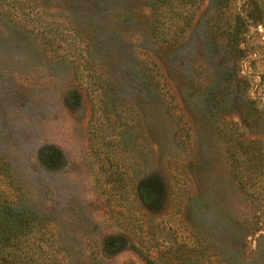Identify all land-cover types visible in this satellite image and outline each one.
<instances>
[{
  "label": "rangeland",
  "instance_id": "374dc122",
  "mask_svg": "<svg viewBox=\"0 0 264 264\" xmlns=\"http://www.w3.org/2000/svg\"><path fill=\"white\" fill-rule=\"evenodd\" d=\"M200 1L182 31L158 0H0V195L36 219L0 264L172 262L179 241L165 245L166 233L187 234L183 209L202 192L194 209L208 228L218 191L255 231L241 257L264 264L260 203L229 184L212 115L216 90L228 122L246 113L247 95L264 106V28L250 29L241 67L206 27L216 6L246 0ZM95 82L105 86L101 108L89 98ZM256 133L264 141V124ZM104 138L120 145L125 174L107 176Z\"/></svg>",
  "mask_w": 264,
  "mask_h": 264
},
{
  "label": "trees",
  "instance_id": "16d2710c",
  "mask_svg": "<svg viewBox=\"0 0 264 264\" xmlns=\"http://www.w3.org/2000/svg\"><path fill=\"white\" fill-rule=\"evenodd\" d=\"M165 3H169L170 8L177 12L175 24L184 31L193 22L194 12L200 7L201 1L158 0V4ZM223 3L221 6H216L217 10L213 12L214 15L210 18L211 25L206 27L208 31L206 38L214 45L224 42L227 54L233 56L234 60L239 61L242 67L246 55L251 51L244 48L248 42L246 39L249 36L250 29L257 24L262 25L264 28V0H246L239 7H232L230 4ZM155 19V28L159 30V19L157 16ZM162 41L164 45L170 43L173 45L176 42L171 38ZM241 45L244 46L241 47ZM215 73L219 83L226 80L225 72H221L220 67L218 73ZM260 77L261 81L264 82V75ZM238 80L242 86L244 85V88L241 87L244 93L247 94L250 88V81L247 76L242 75ZM92 87L94 88L91 91L93 94L89 98L92 102L96 101L97 106H99L104 101L105 90H103V87L105 86L95 82ZM213 94L215 112L212 115L215 117V130L225 145L229 184L247 200L260 203L264 225V141L258 138L257 135L255 136L257 134L256 130L264 124V106L260 100H255L247 95L242 101L246 113L240 117L238 122H228L217 114L220 104L219 91L216 90ZM97 106L94 104L96 110L99 108ZM95 127L97 129V126ZM247 133L253 135L254 138H247ZM104 139L107 141L108 138ZM112 143H114L112 146L114 149H109ZM101 145L106 147L102 152V160H114L111 169L108 168L110 170H108L107 176H111L113 173L125 174L116 159L121 154L120 145L117 142L109 143L107 141L105 144L98 142V146ZM201 194L191 200L190 204L187 203L183 209V216L187 220V224L191 223L188 226L189 230L183 229L184 234L185 232L187 234L179 238L177 231L166 233L165 245L172 243L173 240L174 243L178 240L179 244L175 248L177 254L168 252V254L176 255L170 256V258L173 257L174 261H165L163 264H248V261L241 257L240 250L242 252L245 247L242 244L245 239L244 233L251 234L250 231L252 233H255V231L249 230L248 223L242 215H234L235 212L229 208V202L224 199L226 197L224 191H218L214 195V199L211 198L208 202V205L216 211H213L209 217L212 218V221L208 223V228H203L201 212L199 209H194ZM217 201L220 204L219 206ZM35 221V216L18 210L9 201L8 197L0 195V254L7 253L11 257L12 252H16L21 245L22 239L34 231ZM158 264L161 263L158 262Z\"/></svg>",
  "mask_w": 264,
  "mask_h": 264
}]
</instances>
